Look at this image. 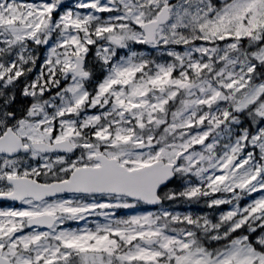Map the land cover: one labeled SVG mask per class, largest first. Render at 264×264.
Instances as JSON below:
<instances>
[{
	"label": "snow or ice",
	"instance_id": "snow-or-ice-1",
	"mask_svg": "<svg viewBox=\"0 0 264 264\" xmlns=\"http://www.w3.org/2000/svg\"><path fill=\"white\" fill-rule=\"evenodd\" d=\"M0 201V264H264V0H0Z\"/></svg>",
	"mask_w": 264,
	"mask_h": 264
},
{
	"label": "trees",
	"instance_id": "trees-1",
	"mask_svg": "<svg viewBox=\"0 0 264 264\" xmlns=\"http://www.w3.org/2000/svg\"><path fill=\"white\" fill-rule=\"evenodd\" d=\"M144 45H138L137 49L141 50ZM177 190H179L177 188ZM164 207L167 208L170 211L178 212L180 214L182 213H190L193 216H203L206 215V212L209 211L205 204L203 203V200H200L198 202L196 201H166L164 204ZM139 210H150L147 206L140 205L138 206ZM159 209V206L155 209H151V211H157ZM120 216H125L126 212H120Z\"/></svg>",
	"mask_w": 264,
	"mask_h": 264
},
{
	"label": "rangeland",
	"instance_id": "rangeland-1",
	"mask_svg": "<svg viewBox=\"0 0 264 264\" xmlns=\"http://www.w3.org/2000/svg\"><path fill=\"white\" fill-rule=\"evenodd\" d=\"M72 3H75V1L74 2H72ZM104 15H107V14H104ZM136 50H138L137 49V47H138V45H134L133 46ZM138 51H143V52H145V54L146 55H151L152 54V50L151 49H148L147 48V46H143L142 47V49L141 50H138ZM40 54V57H41V59L40 60H38L37 61V69H35L34 70V73L32 74V77L34 78L35 77V75L38 73V71H39V65H40V63H41V61H42V59H43V55H44V53H43V50H41V52L39 53ZM254 196H256V197H258L260 194L259 193H255V194H253ZM252 199V197H245L244 199H242L241 201H240V205H241V207H243L247 202H249L250 200ZM203 200V199H202ZM203 203L205 204V206L207 207V204H206V202H205V200H203ZM231 208V205H222V206H220L219 208H215V209H210V208H208L207 207V209H209V211L208 212H206V215L209 217V218H211V219H215V218H217L218 217V215H219V213L221 212V211H227V210H229ZM123 211H125L126 212V215H128V214H145V213H147V212H156V211H151V210H139L138 208L137 209H135V210H119L118 212H117V215L118 216H120V212H123ZM170 211V210H169ZM183 214H186V213H182L181 215H183ZM204 216V215H203ZM72 227H76L77 225H75L74 223L71 225Z\"/></svg>",
	"mask_w": 264,
	"mask_h": 264
},
{
	"label": "flooded vegetation",
	"instance_id": "flooded-vegetation-1",
	"mask_svg": "<svg viewBox=\"0 0 264 264\" xmlns=\"http://www.w3.org/2000/svg\"><path fill=\"white\" fill-rule=\"evenodd\" d=\"M9 206H13L12 202L0 201V208H6V207H9ZM15 206L18 207V205H15Z\"/></svg>",
	"mask_w": 264,
	"mask_h": 264
},
{
	"label": "water",
	"instance_id": "water-1",
	"mask_svg": "<svg viewBox=\"0 0 264 264\" xmlns=\"http://www.w3.org/2000/svg\"><path fill=\"white\" fill-rule=\"evenodd\" d=\"M72 1H75V0H66V2H68V3L72 2ZM147 206H149L151 208L156 207V206H150V205H147Z\"/></svg>",
	"mask_w": 264,
	"mask_h": 264
}]
</instances>
